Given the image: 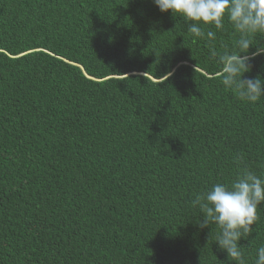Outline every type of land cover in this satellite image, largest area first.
Listing matches in <instances>:
<instances>
[{"label": "trees", "instance_id": "obj_1", "mask_svg": "<svg viewBox=\"0 0 264 264\" xmlns=\"http://www.w3.org/2000/svg\"><path fill=\"white\" fill-rule=\"evenodd\" d=\"M189 26L153 0H0V264H233L191 201L264 177V99L216 77L230 24Z\"/></svg>", "mask_w": 264, "mask_h": 264}, {"label": "clouds", "instance_id": "obj_2", "mask_svg": "<svg viewBox=\"0 0 264 264\" xmlns=\"http://www.w3.org/2000/svg\"><path fill=\"white\" fill-rule=\"evenodd\" d=\"M161 13H171L184 22L196 38L205 37L214 41L216 32L222 31L225 23L231 25L237 39L231 50L217 57L220 70L216 73L220 83L241 101L255 104L264 99V79H245L251 70V62L264 56V0H153ZM250 48L254 51L250 52ZM171 73L167 75L170 76ZM199 209L202 219L196 221L201 229L215 224L219 229L216 244L225 251L233 264H248L244 246L259 220L258 207L264 204V177L242 167L236 180L230 184L216 182L210 189L198 193L191 201ZM253 264H264V245L255 251Z\"/></svg>", "mask_w": 264, "mask_h": 264}]
</instances>
